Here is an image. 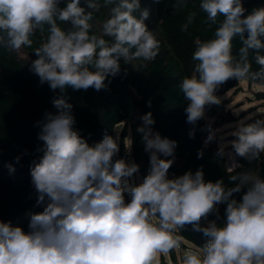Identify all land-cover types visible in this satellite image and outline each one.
<instances>
[{"label": "clouds", "instance_id": "9594fccd", "mask_svg": "<svg viewBox=\"0 0 264 264\" xmlns=\"http://www.w3.org/2000/svg\"><path fill=\"white\" fill-rule=\"evenodd\" d=\"M187 6L188 0L172 5L174 12ZM101 9L107 18L97 33L92 22ZM199 11L212 37L195 39L191 74L178 85L186 123L193 126L190 138L207 111L221 105L218 93L228 81L264 86V5L249 10L245 0H200ZM149 16L141 0H64L63 6L61 0H0V49H32L40 33L29 71L54 93V111L45 110L36 121L40 144L29 163L34 209L41 210L24 213L27 231L0 219V264H163L162 256L182 248L187 226L207 240L184 250L179 264H264V176L258 171L237 164L242 170L227 184L206 180L202 167L170 177L178 142L155 130L151 111L135 129L149 156L143 176L131 158L132 145L120 155V135L105 132L90 143L92 134L76 127L68 89L108 90L122 64L159 55L161 42L146 24ZM196 16L189 12L181 31ZM205 130L198 159L213 142L216 157L226 158L229 167L237 158L251 164L264 156L260 110L240 117L224 135L210 123ZM23 155L28 151L15 164ZM4 167L16 171L13 162Z\"/></svg>", "mask_w": 264, "mask_h": 264}, {"label": "trees", "instance_id": "16d2710c", "mask_svg": "<svg viewBox=\"0 0 264 264\" xmlns=\"http://www.w3.org/2000/svg\"><path fill=\"white\" fill-rule=\"evenodd\" d=\"M174 2L175 0H161V3L157 4L153 3V0H141V7L150 12L146 24L150 30L156 31L161 42L159 55L154 61L137 60L133 61L132 65L122 64L121 74L111 79L108 90L97 92L90 88L86 92H73L68 89L66 95L74 105L76 127L81 129L86 137L89 133L92 134L90 143L102 140L105 132L114 136L116 127L121 125L120 155L124 156V145L127 146L126 139L130 137L128 132L129 128L131 129V158L141 165L142 176L147 174L149 156L144 151L135 129L141 123L140 117L151 111L156 121L155 130L162 136L178 142L176 159L169 170L170 177L182 175L189 169L194 172L202 167L206 180L223 179L227 184L228 177L242 169H229L226 158L216 157L218 142L204 147V155L200 159L197 158V150L203 147L201 129L207 123L208 117H215L217 126L236 121V116L225 112L223 103L213 106L207 111L206 118L196 125L195 137L190 138L188 133L193 126L186 123V102L178 88L181 79L191 74L195 39L211 38L212 30L203 23L206 17L199 11L200 0H188L187 8L179 12H174ZM63 3L64 0H61V6ZM261 5H264V0H245V7L249 10ZM191 11H196L197 16L187 32L181 31V26ZM105 18L107 9L94 13L93 31L99 33ZM39 37L40 33H37V41L32 49H24L20 53L0 49V219L11 220L13 224L19 222L25 231L27 219L24 213L29 209L41 210L34 209L36 193L29 174V163L34 158L35 148L40 144L37 140L39 128L36 121L42 118L45 110L54 111L51 104L54 93L47 84L40 86L38 77L29 71L31 60L35 59L30 53L39 46ZM234 43L238 48V42ZM125 68L126 75L123 71ZM256 68L253 64V69ZM237 88H240V82L230 80L222 86L218 95L223 96ZM256 96L258 99H264V90L257 92ZM149 100L150 108L147 106ZM109 103L115 104L117 118L108 112ZM25 150L29 155H23L20 163L15 164L14 158ZM6 162L14 163L15 173L8 172L4 167ZM237 162L244 168L258 171L264 176V156L251 164L240 158H237ZM181 235L185 237L182 248L194 249L205 244L207 240L201 233L192 231L191 226H187ZM169 257L172 264H179L176 250L169 253ZM162 262L171 264L165 256H162Z\"/></svg>", "mask_w": 264, "mask_h": 264}, {"label": "rangeland", "instance_id": "374dc122", "mask_svg": "<svg viewBox=\"0 0 264 264\" xmlns=\"http://www.w3.org/2000/svg\"><path fill=\"white\" fill-rule=\"evenodd\" d=\"M262 90H264V86L258 83L249 84L248 81H241L240 88L232 89L222 96L224 97L222 103L224 104L225 112H231L232 114H234L237 118L236 121L240 117L246 115L249 112H253L257 110L264 112V99H258L256 96V93ZM107 108H108V112L111 115L113 114V117L117 118L118 113L115 104L109 103L107 105ZM236 121L227 122L222 125L217 124L216 129H221V132L218 133V136L224 135L225 133L230 131L231 126L234 125ZM115 131L116 134L119 135L121 132V125H118ZM228 139H231V137H228ZM126 145L127 146L130 145V137H127ZM237 164H238L237 160L233 161V166L229 167V169L235 168ZM186 249L188 248H182L176 250L179 259L182 256L183 251ZM165 257L166 260L172 264L169 254H167Z\"/></svg>", "mask_w": 264, "mask_h": 264}, {"label": "built area", "instance_id": "2783aa9c", "mask_svg": "<svg viewBox=\"0 0 264 264\" xmlns=\"http://www.w3.org/2000/svg\"><path fill=\"white\" fill-rule=\"evenodd\" d=\"M208 123L211 124L212 128H216V119H215V117H208V121H207L206 124H208ZM207 135H208V132L206 130L203 131V133H202V140H203V142L206 139Z\"/></svg>", "mask_w": 264, "mask_h": 264}]
</instances>
